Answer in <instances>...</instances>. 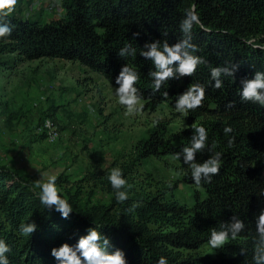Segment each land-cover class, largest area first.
<instances>
[{
  "label": "trees",
  "instance_id": "obj_1",
  "mask_svg": "<svg viewBox=\"0 0 264 264\" xmlns=\"http://www.w3.org/2000/svg\"><path fill=\"white\" fill-rule=\"evenodd\" d=\"M60 17L41 20L13 12L11 36L0 40V53H15L19 60L59 57L78 60L102 74L118 87L115 78L124 64L136 70L140 79L135 85L151 109L166 101L175 109V99L191 83L205 86L203 106L180 114L184 126L170 131L164 122H155L144 139L134 144L136 158L174 156L190 144L193 123L203 125L208 133L207 147L196 154L202 163L211 153L208 147L222 153L219 175L211 182L197 186L187 165L179 161L181 180L196 186L190 206L163 197V191L136 193L123 203L113 195L109 204L83 205L68 201L73 213L68 219L54 210L49 212L36 197L29 178L0 162V239L11 247L10 264H58L52 248L63 243L75 246L86 229L96 227L110 240L109 251L120 249L127 264H157L159 257L168 264H254L253 248L257 238L255 216L264 208V107L242 101L241 79H251L256 71L264 72V0H61ZM194 5L203 28L194 25V53L213 67L236 64L235 79L222 76L223 88L211 85L209 68L199 65L192 77L166 81L153 93L148 76L152 62L140 56L146 42L165 40L170 45L181 38L179 22L185 10ZM139 32L138 37L133 33ZM125 44L136 49L135 56L120 58L117 52ZM154 70V69H153ZM167 92L165 98L162 94ZM232 102L233 107L226 106ZM231 126L227 136L223 128ZM235 137L229 148L228 140ZM125 175L126 168L122 169ZM60 176H57L56 183ZM66 179V178H65ZM38 191V190H35ZM136 200L134 212L125 211ZM118 204V207H114ZM235 215L246 227L236 240L218 249L215 257L184 255L182 249L195 248L209 239L210 229L219 228ZM38 225L29 237L17 231L21 222ZM162 226V227H160ZM171 229L162 230L166 227ZM246 255H240V249Z\"/></svg>",
  "mask_w": 264,
  "mask_h": 264
},
{
  "label": "rangeland",
  "instance_id": "obj_2",
  "mask_svg": "<svg viewBox=\"0 0 264 264\" xmlns=\"http://www.w3.org/2000/svg\"><path fill=\"white\" fill-rule=\"evenodd\" d=\"M14 11L46 20L60 17L63 6L61 0H18ZM14 54L0 53V162L33 184L41 174L60 176L61 196L69 198L71 192L72 200L83 205L112 201L107 172L113 167L126 168L129 196L162 190L165 199L193 203L196 186L181 180L178 160L168 154L136 158L133 149L155 122L172 132L182 128L181 113L163 101L128 116L116 87L78 60H19ZM47 120L58 133L53 142L43 129ZM182 253L215 257L218 249L206 240Z\"/></svg>",
  "mask_w": 264,
  "mask_h": 264
},
{
  "label": "clouds",
  "instance_id": "obj_3",
  "mask_svg": "<svg viewBox=\"0 0 264 264\" xmlns=\"http://www.w3.org/2000/svg\"><path fill=\"white\" fill-rule=\"evenodd\" d=\"M18 0H0V40L11 36L13 31L10 22L5 18L9 17L15 10ZM194 25L203 28L200 17L196 12L195 6H189L179 22V28L182 33L180 39L175 44L170 45L167 40L161 43L160 40L146 42L141 48L139 55L152 62L153 69H150L148 76L152 79L153 93L159 92L162 85L172 79H180L185 76L192 77L199 65H206L209 68L211 80L214 82L211 86L215 89L223 88L222 76L234 77L239 65H225L213 67L203 57L195 55L199 49L192 43V31ZM139 36V32L133 33V37ZM264 51V49H261ZM120 58H127L136 55V49L131 44H125L118 52ZM140 79L139 73L127 64H124L115 83V95L118 103L126 109L125 114L134 116L143 110L142 96L135 86ZM242 88L239 90V96L242 101L253 102L264 107V72L256 71L251 79H241ZM165 98L168 93L162 94ZM206 95V89L203 84L191 83L187 89L179 94L175 99V110L181 114H187L190 110H196L203 106ZM233 107L232 102L226 106ZM193 135L190 138V144L183 146L181 150L174 154V160L183 161L190 171L193 182L199 186L202 181L210 183L212 178L219 175L221 168L222 153L214 151L216 145L213 143L208 147L211 155L202 163L196 161V154L202 153L207 147L208 133L203 125L193 123L191 126ZM224 134L233 132L231 126L223 128ZM235 143V137L228 140V147L231 148ZM107 180L114 190V196L117 203L123 204L129 199V190L132 185L124 178L123 171L119 167H113L107 172ZM56 175L41 174V178L34 181V192L40 203L49 211L58 212L61 218L68 219L73 213V207L67 198L60 194L58 189ZM38 190V191H35ZM260 196H264V188L260 189ZM139 207V203L134 202L125 209L132 213ZM257 238L254 241L253 261L254 264H264V208H261L255 216ZM246 225L243 220L233 215L228 222H223L220 227L210 229L208 244L212 249H221L230 240H236L244 231ZM38 225L35 221L21 222L18 226V233L21 237L32 236L37 231ZM87 234L79 237L75 246L63 243L58 248L51 250V255L58 261V264H127L125 254L120 249L109 251L111 247L110 240L103 235L96 227L86 229ZM11 252V247L5 240L0 239V264H10L7 253ZM240 255H246V249H240ZM157 264H168L167 258L159 257Z\"/></svg>",
  "mask_w": 264,
  "mask_h": 264
},
{
  "label": "bare ground",
  "instance_id": "obj_4",
  "mask_svg": "<svg viewBox=\"0 0 264 264\" xmlns=\"http://www.w3.org/2000/svg\"><path fill=\"white\" fill-rule=\"evenodd\" d=\"M43 125H44L43 129L47 133L48 141L53 142L58 135V133L56 132V130L53 127V124H51L50 121L47 120L45 123H43Z\"/></svg>",
  "mask_w": 264,
  "mask_h": 264
},
{
  "label": "built area",
  "instance_id": "obj_5",
  "mask_svg": "<svg viewBox=\"0 0 264 264\" xmlns=\"http://www.w3.org/2000/svg\"><path fill=\"white\" fill-rule=\"evenodd\" d=\"M50 6V5H49Z\"/></svg>",
  "mask_w": 264,
  "mask_h": 264
}]
</instances>
